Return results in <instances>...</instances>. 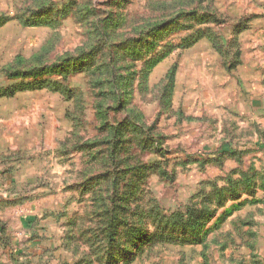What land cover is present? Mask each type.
Masks as SVG:
<instances>
[{
    "label": "rangeland",
    "instance_id": "rangeland-1",
    "mask_svg": "<svg viewBox=\"0 0 264 264\" xmlns=\"http://www.w3.org/2000/svg\"><path fill=\"white\" fill-rule=\"evenodd\" d=\"M20 221L28 264H264V0H0Z\"/></svg>",
    "mask_w": 264,
    "mask_h": 264
},
{
    "label": "crops",
    "instance_id": "crops-1",
    "mask_svg": "<svg viewBox=\"0 0 264 264\" xmlns=\"http://www.w3.org/2000/svg\"><path fill=\"white\" fill-rule=\"evenodd\" d=\"M19 225L23 231L17 238H14L13 235L6 238L0 236V264H28L26 260H30L31 256H36L37 251H32L35 240H32L27 233L29 224L20 221ZM6 241L8 244H4ZM31 252L34 254L31 255ZM38 254H42L41 251Z\"/></svg>",
    "mask_w": 264,
    "mask_h": 264
},
{
    "label": "trees",
    "instance_id": "trees-1",
    "mask_svg": "<svg viewBox=\"0 0 264 264\" xmlns=\"http://www.w3.org/2000/svg\"><path fill=\"white\" fill-rule=\"evenodd\" d=\"M98 85L101 86V87H104V83H103V82H102V83H99ZM112 86H113V83H112ZM115 184H116L115 181H113L112 186H115ZM112 194H114V192H113ZM208 212H209L208 210H205L204 213H202L201 215H202V216H205L206 213H208ZM204 214H205V215H204ZM200 218H201V217H200ZM200 218L195 219L194 222L190 223V224H189V228H190V229L197 228V229L200 230L201 228L198 227V226H199L198 224H199V219H200ZM110 221H111V220H110ZM200 223H201V222H200ZM112 226H113V222H110V224L108 225V228L111 229ZM201 226H202V225H201ZM201 226H200V227H201ZM110 234H111V235H110L111 237H115V235L112 233L111 230H110ZM196 236H198V232L195 233V236H194V238H193L194 242H195V243H198V244L201 243V242H202L201 239H198V237H196ZM110 260H111V261H108L106 264H117L116 261H112V256L110 257Z\"/></svg>",
    "mask_w": 264,
    "mask_h": 264
}]
</instances>
